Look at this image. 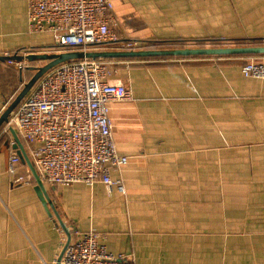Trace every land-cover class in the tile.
<instances>
[{
  "label": "crops",
  "instance_id": "crops-1",
  "mask_svg": "<svg viewBox=\"0 0 264 264\" xmlns=\"http://www.w3.org/2000/svg\"><path fill=\"white\" fill-rule=\"evenodd\" d=\"M113 2L116 32L137 49L264 46V0ZM53 52L50 33L30 30L28 0H0V56ZM249 60L264 55L116 60L113 79L132 92L110 111L129 158L111 175L125 192L42 181L52 210L27 164L9 173L18 149L1 126L0 264H59L69 237L90 231L136 264H264V79L244 76ZM34 74L0 60V117ZM17 137L35 168L34 146Z\"/></svg>",
  "mask_w": 264,
  "mask_h": 264
},
{
  "label": "built area",
  "instance_id": "built-area-1",
  "mask_svg": "<svg viewBox=\"0 0 264 264\" xmlns=\"http://www.w3.org/2000/svg\"><path fill=\"white\" fill-rule=\"evenodd\" d=\"M28 6L30 30L50 33L57 52L138 48L136 42H123L116 32L113 0H28ZM7 63L20 71L28 68L26 59ZM111 63L85 58L60 64L11 113L5 131L14 129L34 146V166L43 182L57 188L102 183L109 193L125 192L122 178L111 175L113 169L121 171L129 158L117 149L110 111L113 102L129 100L132 92L126 82L113 79ZM242 73L264 79V61H246ZM20 163L13 152L9 173L16 175ZM21 181L17 177L14 184ZM99 238L90 231L70 241L57 263L136 264L125 254L110 253Z\"/></svg>",
  "mask_w": 264,
  "mask_h": 264
},
{
  "label": "water",
  "instance_id": "water-1",
  "mask_svg": "<svg viewBox=\"0 0 264 264\" xmlns=\"http://www.w3.org/2000/svg\"><path fill=\"white\" fill-rule=\"evenodd\" d=\"M240 55H264V46L257 45H241V46H183L178 48H162V49H131V50H100V51H67V52H53V53H31L26 56L12 55L10 57L0 56V60H14L22 61L26 59L28 62L41 61L45 62L43 66H28V69L35 71L34 76L25 84L23 90L18 96L7 106L6 110L0 117V127L9 122L11 113L27 96L35 84L50 70L57 67L60 64L81 60V59H105V60H117V59H136V58H197V57H229ZM10 132L14 135L16 144L15 148L18 149V155L24 164H27L33 172L37 186L36 192L39 195L45 206H50L52 210L55 207L49 198L44 183L40 176L37 174L33 167L28 155L24 151V148L20 144L14 129H10ZM60 220V224L63 229L68 232L64 223ZM70 236V234H68ZM70 237L63 249L70 243ZM63 255V254H62ZM62 258V256H61ZM60 258V259H61Z\"/></svg>",
  "mask_w": 264,
  "mask_h": 264
},
{
  "label": "rangeland",
  "instance_id": "rangeland-1",
  "mask_svg": "<svg viewBox=\"0 0 264 264\" xmlns=\"http://www.w3.org/2000/svg\"><path fill=\"white\" fill-rule=\"evenodd\" d=\"M189 46H192V44H188ZM224 45H227V46H241V45H251V44H248V43H236V44H233V43H227V44H224ZM193 46H201V45H193ZM155 47H162V48H171V47H176V48H178V47H183V46H179V45H177V44H165V45H158V46H155ZM112 61V63H111V66H110V68H111V70L113 71V72H115V74L117 73V74H120L121 72H122V70H123V67L121 66V65H118V64H116L115 62H117L116 60H111ZM45 64V62H38V63H35V64H33V66H43ZM58 189V188H57ZM58 190H60V188L58 189Z\"/></svg>",
  "mask_w": 264,
  "mask_h": 264
},
{
  "label": "trees",
  "instance_id": "trees-1",
  "mask_svg": "<svg viewBox=\"0 0 264 264\" xmlns=\"http://www.w3.org/2000/svg\"><path fill=\"white\" fill-rule=\"evenodd\" d=\"M160 46L161 44H153V45H150L149 48L147 49H162V47H155V46ZM171 48H176V47H171ZM158 59H170V58H158ZM117 60H123V59H117Z\"/></svg>",
  "mask_w": 264,
  "mask_h": 264
}]
</instances>
